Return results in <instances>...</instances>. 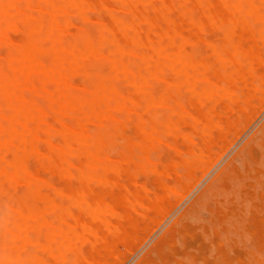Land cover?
<instances>
[{
  "label": "bare ground",
  "instance_id": "1",
  "mask_svg": "<svg viewBox=\"0 0 264 264\" xmlns=\"http://www.w3.org/2000/svg\"><path fill=\"white\" fill-rule=\"evenodd\" d=\"M263 91L264 0H0V264L114 263ZM260 136L264 124L137 264L156 262Z\"/></svg>",
  "mask_w": 264,
  "mask_h": 264
},
{
  "label": "rangeland",
  "instance_id": "2",
  "mask_svg": "<svg viewBox=\"0 0 264 264\" xmlns=\"http://www.w3.org/2000/svg\"><path fill=\"white\" fill-rule=\"evenodd\" d=\"M90 25H92V24H90ZM77 30V29H76ZM189 30V29H188ZM79 31V30H78ZM77 31V32H78ZM195 31V30H194ZM193 31V32H194ZM211 33V32H210ZM175 43V44H174ZM173 44V46H174V48L175 47H180L181 46V43L179 42V41H175ZM206 43H204V45L202 46L203 48H200L201 49V51H203L202 49H204V51H205V47H207V51H208V46L207 45H205ZM205 46V47H204ZM211 47V46H210ZM188 48H192V50L194 49V47L193 46H188ZM211 49H212V47H211ZM211 49H209V50H211ZM171 77V76H170ZM161 88V87H160ZM157 91V90H156ZM162 91V90H161ZM161 91L159 90L158 92H160L161 93ZM158 92H156V95L157 96H159V95H161L160 93L159 94H157ZM155 95V96H156ZM259 100V101H258ZM255 106V107H254ZM253 107H254V109L255 110H253ZM253 107H252V109H251V111L248 113V114H246V115H244L243 116V118H242V121L240 120V122H239V124L237 123L236 124V126H237V128H234V131H232L233 133H230V135L228 136V138L226 139V141L224 142V143H222V145H220L217 149L215 148V152L213 153V157L212 158H209V159H207L205 162H207L208 164L207 165H205V164H203V166L201 165V167L199 168V169H197V171H196V173H194V175L195 174H197L196 176H194L193 175V177L194 178H196L195 180H194V178H191L190 179V181L191 182H189L188 181V184L189 185H187L186 184V186H185V188L184 189H188L187 190V192L184 190V191H182V193H184V197L182 196V197H180L178 194L175 196L177 199H180L179 200V202H177L178 200L176 199V198H174V201H175V205L173 206V207H171L172 205H170L169 207H170V209L169 208H167V207H165V209L167 208L168 210L167 211H163V214L165 213V215L164 216H162V217H158L157 218V221L155 220V221H153L152 223H150V225L149 226H147V227H149V228H145L142 232H140L139 233V235H138V237H137V239L134 241V242H132L131 244H119L120 246H119V248H118V251H119V254H118V257H117V259L115 260V262L114 263H112V264H137L138 262H139V260L153 247V245L162 237V235H164V233L165 232H167L168 231V229L170 228V226L186 211V209L195 201V199H197V197L208 187V185L214 180V179H216L215 177H217L219 174H220V172L223 170V168L231 161V160H233V158H235V156L241 151V149L245 146V144L248 142V140L249 139H251V137L261 128V126L264 124V91H263V93L260 95V97L256 100V101H254V105H253ZM112 119V118H111ZM110 122L114 125V123L116 122V121H113V120H110ZM111 123H109L108 124V126H112L111 125ZM117 124V123H116ZM243 125V126H242ZM95 131H92V133H93V138L95 139V142L97 141V142H100L99 140H97L98 138H97V136H96V132L94 133ZM262 137V138H261ZM260 138V139H259ZM258 138V142H259V140H260V142L259 143H257V144H253V149L250 151L251 152V154L249 153H247V155H245V156H243V158H244V161H243V158L242 159H239V160H236L235 161V164H236V166L237 167H235V169H234V171H233V175L231 176L232 178L234 177H237V178H235V181L233 180V179H230V180H228L227 181V179H225V182H227L226 183V185L224 184V186H222V184L220 185V186H222V187H224L223 188V190H221V189H219V188H222V187H219L218 188V190L216 189V196H213V198L214 199H211V202H209L210 201V198L209 199H207L204 203H203V205H201V206H199L197 209H200V210H198L199 212H197V210H196V213L194 214V215H191V216H189V218L190 219H188V221H185L186 222V224H184V225H186L185 226V228H183L184 226H182V228H181V226H179V230H182V231H184L185 229V232H182V231H179V232H176V234L174 235V237H172L171 239H170V241H169V243H168V245H166L165 247H167V246H169L167 249H168V253H166V251L164 250V248H163V250H162V252L159 254V255H156V254H154V261L153 262H155L154 264H156L157 262V264H160V263H164V264H228L229 262V264H235V262L237 263V264H264V213H263V207L262 206H264V205H262L263 203H264V193L262 194V192L261 191H263L264 192V187H259V186H262V184H263V186H264V182L263 183H261L262 182V179H264V149H263V147H264V137L263 136H260ZM262 140V141H261ZM94 141V140H93ZM260 144H261V146H260ZM255 146V147H254ZM255 148H257V149H255ZM218 150V151H217ZM254 150H255V152H254ZM259 150V151H258ZM259 152V153H258ZM255 153V154H254ZM260 153H263L262 155L260 154ZM214 154H217V155H214ZM257 154H259V155H257ZM252 156V157H251ZM263 156V157H262ZM247 159H246V158ZM252 158L251 160L249 159V158ZM257 157H259V158H257ZM256 158V159H255ZM262 158H263V162L261 163V160H262ZM260 159V160H259ZM213 160V162H211V161ZM241 160V161H240ZM252 160H257V161H254V163H253V161ZM210 161V162H209ZM260 161V162H259ZM242 162H244V164H242ZM259 162V163H258ZM248 164V166H249V168L247 167V164ZM250 164L253 166V165H256V166H253L254 167V170H256V172L253 170V168H252V166H250ZM259 164V165H258ZM205 165V166H204ZM211 165V166H210ZM241 165V166H240ZM245 167H244V166ZM204 167V168H203ZM244 167V168H243ZM259 167V168H258ZM238 168V169H237ZM261 168V169H260ZM240 169V170H239ZM243 169V170H242ZM199 170V171H198ZM239 170V171H238ZM248 170V171H247ZM250 170H251V173H250ZM244 171V172H243ZM66 173L67 172V169H65V165H62L61 166V173ZM247 172H249V174L248 175H246L245 173H247ZM240 173H242V174H240ZM254 173V174H253ZM235 174H237V176L235 175ZM260 174V175H259ZM262 174V175H261ZM235 175V176H234ZM247 178V176H249L247 179H248V181H247V179L244 177V176ZM256 176H257V178H258V180H255L256 179ZM261 176V177H260ZM110 177V175H107V176H105V178H104V181L105 180H108V179H110L109 178ZM241 177H244L243 179L241 178ZM255 178V179H253V178ZM260 177V178H259ZM240 180H239V179ZM229 179V178H228ZM237 179V180H236ZM254 180V182H253V180ZM259 179L261 180L260 182H259ZM242 180H245V181H242ZM250 180H252V181H250ZM242 181V182H241ZM256 181V182H255ZM233 183V184H231V183ZM237 182V183H236ZM245 182V183H244ZM259 182V183H258ZM222 183V182H221ZM243 184V186L245 185V186H249V187H243L242 186V184ZM254 183H255V187H257L258 185V187L259 188H261V190L259 189H257V188H255V187H253L254 186ZM261 183V184H260ZM238 184H240L241 186H242V188L240 187V185H238ZM257 184V185H256ZM59 189H62V190H65L66 189V184H64V183H59ZM238 185V186H237ZM231 186V187H230ZM232 186L233 187H235V188H237V192L235 191V190H233L234 188H232ZM253 187V188H255V189H257V190H255L254 189V192H253V188H251L250 189V187ZM241 189H240V188ZM231 188L232 190H233V192L231 193V191L229 190V189ZM226 191H225V190ZM240 189V190H239ZM227 190L230 192V194H229V192H227ZM239 191H240V193H239ZM258 193H257V192ZM220 192H222V197H221V195H220ZM234 192H236V193H234ZM244 192H247V193H245V194H243ZM255 192H256V194H255ZM218 193V194H217ZM229 194V196H231V198L230 197H228V195L227 194ZM238 193L240 194V199H241V197L243 198V199H246L247 198V200H241V201H239V199L237 198V197H239L238 196ZM242 193V194H241ZM251 193V194H250ZM226 194V195H225ZM233 194H235V195H233ZM249 196H253V197H249ZM218 195V196H217ZM219 195H220V197H219ZM254 195H256V197H258L259 199H263V201L262 200H260V201H258V199L256 200V197L254 196ZM237 196V197H236ZM244 196V197H243ZM246 196V197H245ZM248 196V197H247ZM217 197V198H216ZM223 197H224V200H223ZM235 197V198H234ZM219 198V199H218ZM252 198L255 200H253L252 201V203H251V201H250V203L251 204H249V200L248 199H250V200H252ZM216 199H218V200H216ZM225 199H228V200H225ZM232 199H235L234 200V202H233V200ZM238 199V200H237ZM212 200L213 201H215V203L214 202H212ZM230 200H232L231 202H230ZM223 202L222 203V207H220L221 206V203H219V202ZM226 201L227 202H230V203H226ZM239 201V202H238ZM244 203H243V202ZM247 203H246V202ZM176 202H177V204H176ZM233 202V203H232ZM174 203V202H173ZM207 203H208V205L209 206H207ZM211 203V204H210ZM218 203V204H217ZM226 203V204H225ZM237 203H239V204H237ZM228 204V206H226ZM243 204H244V206H243ZM247 206H250V209H249V207H246V205ZM169 205V204H168ZM215 205V206H214ZM240 207H239V206ZM253 205H255V206H253ZM206 206V207H205ZM213 208H211V207ZM226 207L228 210H226V208H224V207ZM238 207V208H237ZM246 207V208H245ZM256 209H255V208ZM260 207V208H259ZM223 210H222V209ZM235 208L237 209V210H235ZM254 208V209H253ZM261 208H263V209H261ZM164 209V210H165ZM204 209H205V211H204ZM218 209H219V211H218ZM249 210V212L247 211V214H246V210ZM260 209L262 210V213H261V211H260ZM208 210H210V211H208ZM213 210H216V211H213ZM230 210L232 211V213L230 212ZM238 210L240 211L241 210V212H238ZM245 210V211H244ZM74 212H73V214H75V213H77V211L76 210H73ZM226 211V212H225ZM255 211H258V212H260L259 214L256 212L255 213ZM202 212V213H201ZM205 212V213H204ZM209 212V213H208ZM213 212H215V213H213ZM234 212V213H233ZM245 213V214H243L242 215V213ZM251 212H253V215L252 216H254V219H252V217H251V219H249V220H251V221H249V220H247L248 218H250V215L248 214V213H251ZM198 213H200V214H198ZM211 213V214H210ZM226 213V214H225ZM238 213L240 214V215H238ZM209 214H210V216H211V218H210V216H209ZM214 214L216 215V216H218V218H217V220L219 221V223H218V221H216V216H214ZM220 214V215H219ZM223 214V215H222ZM232 214H234L235 215V217H234V215L233 216H230V215H232ZM255 214V215H254ZM198 215H200V216H198ZM207 215H208V217H207ZM221 215H222V217H221ZM230 216V218L232 217V219H234V221L233 220H230V219H227V217L229 218V216ZM237 215V216H236ZM247 215H248V217H247ZM261 215V216H260ZM195 216V217H194ZM227 216V217H226ZM239 216H241V217H239ZM243 216H245V217H243ZM202 217L203 218V221H202V219H200V218ZM160 218V219H159ZM210 218V219H209ZM225 218H226V220H225ZM242 218H244L243 220H242ZM186 219V220H187ZM206 219H209V220H211V221H208V220H206ZM238 221H237V220ZM73 220H75V217H73L72 219H70V223H73ZM201 220V221H200ZM214 220V221H213ZM224 220L227 222V221H232L233 223H232V226H235V228H237V229H235V228H233V227H231V223H229V222H225L224 223ZM244 220H246V221H244ZM200 221V222H199ZM206 221H207V223H206ZM236 221V222H235ZM242 221V222H241ZM190 223V225L188 224V223ZM209 222H213V223H209ZM215 222V223H214ZM230 224V226H229V224ZM239 223H241V224H239ZM244 223V224H243ZM262 223H263V226H262ZM198 224V225H197ZM222 226H221V225ZM227 224V225H226ZM236 224H238V225H236ZM187 225L189 226L188 228H186L187 227ZM196 226V227H193V226ZM201 225H202V227H201ZM217 225V226H216ZM225 225L226 226H229V229H228V227L226 228L225 227ZM192 226V227H191ZM214 226V227H213ZM221 226V227H220ZM241 226V227H240ZM250 226V227H249ZM256 226V227H255ZM193 228L194 229V231L196 232H194L193 231V229H191V228ZM200 227H201V230H199L200 229ZM206 227H208V230H209V232H210V234H209V232H208V230H207V228ZM210 227V228H209ZM218 227L220 228V230H218ZM263 229H262V228ZM190 228V229H189ZM196 228V229H195ZM217 228V229H216ZM228 229L227 231H226V229ZM230 228H233L234 229V231H233V229H230ZM244 228V229H243ZM184 229V230H183ZM192 230V231H191ZM203 230V231H202ZM229 230H232V231H229ZM236 230H238V231H236ZM193 233H191V232ZM262 231V232H261ZM187 232V234H186V236H184L185 235V233ZM202 232V233H201ZM203 232L205 233L204 234V236H203ZM214 232H216V233H214ZM220 232V233H219ZM230 232V233H229ZM251 232V233H250ZM181 233H183L184 235L182 236V234ZM191 235L192 234V236L190 237V236H188L189 234ZM263 233V234H262ZM199 234V235H198ZM202 235V237H201V235ZM207 234V235H206ZM226 234V235H225ZM241 234V235H240ZM256 234V235H255ZM262 234V235H261ZM198 235V236H197ZM206 235V236H205ZM208 235H209V237H208ZM213 235V236H212ZM216 235H217V237H216ZM228 235V236H227ZM232 235H233V237H232ZM238 235V236H237ZM240 235V236H239ZM254 235V236H253ZM61 235L60 234H57L55 237H54V239H58L59 237H60ZM177 238H176V237ZM243 236V237H242ZM12 237H14V234L12 235ZM182 237H187V238H182ZM196 237L197 238H201L199 241H197L198 239H196ZM220 237V238H219ZM223 237V238H222ZM230 237H231V239H230ZM234 237H236V238H234ZM261 237L263 238L262 240H261ZM188 238H190L189 240H191V242L190 241H188ZM203 238H204V240L206 241V243H205V241L203 242ZM212 238V241L211 240H209V239H211ZM221 241H220V240ZM227 239L229 240L228 241V243H226L227 242ZM237 239V240H236ZM260 239V240H259ZM176 240V241H175ZM195 240V241H194ZM201 240H202V242L204 243L202 246H201ZM217 240H218V245H217ZM225 240V241H224ZM240 240V241H239ZM242 240V241H241ZM179 241V242H178ZM180 241H182V242H180ZM186 241H187V244H186ZM244 241V242H243ZM260 241H262L263 243H260ZM191 244H189V243ZM199 242H200V244H199ZM222 242H223V244H222ZM229 242H231V243H229ZM176 243V244H175ZM215 246H214V245ZM229 244V245H228ZM238 244V245H237ZM182 245V246H181ZM198 245H199V247H198ZM212 245H213V247H212ZM231 245V246H230ZM236 245V246H235ZM257 245V246H256ZM259 245V246H258ZM221 246H224V248L225 249H222L221 248ZM229 246V247H228ZM174 247V248H173ZM202 247V248H201ZM216 247V248H215ZM241 247V248H240ZM169 248H170V252H169ZM173 248V249H172ZM256 248V249H255ZM258 248H260V249H258ZM166 249V250H167ZM177 250V252L179 251H181L179 254H181L179 257H177V260H174L173 261V258L174 257H172L171 255H175L177 252H176V250ZM180 249V250H179ZM263 249V251H261ZM258 250H260V251H258ZM173 252V254H169V253H172ZM166 254H165V253ZM183 252H185V253H183ZM215 252V253H214ZM228 252V253H227ZM251 254H250V253ZM253 252V253H252ZM257 252V253H256ZM209 253V254H208ZM228 255H227V254ZM233 253V254H232ZM246 253V254H245ZM15 254V253H14ZM169 254V255H168ZM178 254V255H179ZM185 255L184 257H182L181 258V256H183V255ZM212 254V255H211ZM254 254V255H253ZM161 255H163L165 258H166V256L165 255H167V260L168 261H172V262H168L167 263V261L165 262V258L163 257V256H161ZM177 254H176V256H178ZM208 255V256H207ZM225 255H227L226 256V259H225ZM230 255V256H229ZM243 255H246V256H243ZM248 255V256H247ZM257 255H258V259H257ZM158 256H160L161 258H163V261H162V259L159 257L158 258ZM176 256H175V259H176ZM213 256V257H212ZM217 256V257H216ZM238 256V257H237ZM254 256V257H253ZM169 257V258H168ZM219 257V258H218ZM230 257V258H229ZM179 258V259H178ZM216 258H218L219 260H217ZM228 258H229V261H228V263L226 262V260H228ZM232 258V259H231ZM234 258V259H233ZM238 258H239V260H238ZM263 260H262V259ZM156 259H158V261L156 260ZM160 259V260H159ZM181 259V260H180ZM217 261H216V260ZM244 259H246L247 260V262H246V260H244ZM252 259H254V260H252ZM261 259V260H260ZM178 260H179V262L180 263H178ZM215 260V261H214ZM221 260H222V262H221ZM233 262H232V261ZM235 260V261H234ZM161 261V262H160ZM182 261V262H181ZM184 261V262H183ZM185 261H187V262H185ZM219 261V262H218ZM252 261V262H251ZM160 262V263H159ZM175 262V263H174ZM249 262V263H248ZM151 264H153V263H151Z\"/></svg>",
  "mask_w": 264,
  "mask_h": 264
}]
</instances>
